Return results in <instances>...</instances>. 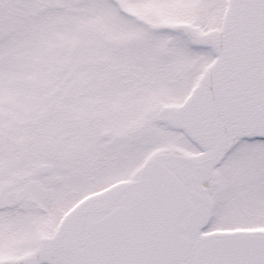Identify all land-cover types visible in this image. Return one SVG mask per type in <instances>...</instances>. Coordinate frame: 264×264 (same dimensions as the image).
<instances>
[{
  "label": "snow or ice",
  "instance_id": "1",
  "mask_svg": "<svg viewBox=\"0 0 264 264\" xmlns=\"http://www.w3.org/2000/svg\"><path fill=\"white\" fill-rule=\"evenodd\" d=\"M0 264H264V0H0Z\"/></svg>",
  "mask_w": 264,
  "mask_h": 264
}]
</instances>
